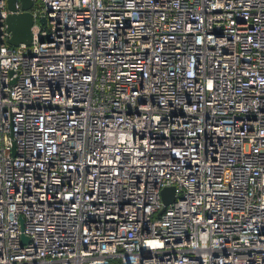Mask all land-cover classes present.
I'll use <instances>...</instances> for the list:
<instances>
[{
  "label": "built area",
  "instance_id": "obj_1",
  "mask_svg": "<svg viewBox=\"0 0 264 264\" xmlns=\"http://www.w3.org/2000/svg\"><path fill=\"white\" fill-rule=\"evenodd\" d=\"M31 10L12 45L0 0V264H264V0Z\"/></svg>",
  "mask_w": 264,
  "mask_h": 264
},
{
  "label": "water",
  "instance_id": "obj_2",
  "mask_svg": "<svg viewBox=\"0 0 264 264\" xmlns=\"http://www.w3.org/2000/svg\"><path fill=\"white\" fill-rule=\"evenodd\" d=\"M18 2H20L21 10H19ZM7 3L11 10L6 19L11 33L8 42L12 45L29 44L32 40V26L34 24V15L31 10L34 0H7ZM162 195L165 203L173 201L175 197L174 187H165Z\"/></svg>",
  "mask_w": 264,
  "mask_h": 264
}]
</instances>
